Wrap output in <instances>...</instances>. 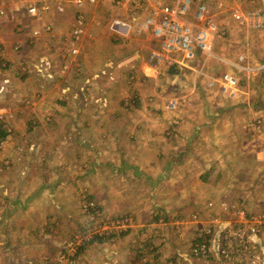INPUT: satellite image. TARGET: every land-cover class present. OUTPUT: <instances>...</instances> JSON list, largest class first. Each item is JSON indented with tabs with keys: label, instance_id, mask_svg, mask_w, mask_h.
I'll list each match as a JSON object with an SVG mask.
<instances>
[{
	"label": "rangeland",
	"instance_id": "rangeland-1",
	"mask_svg": "<svg viewBox=\"0 0 264 264\" xmlns=\"http://www.w3.org/2000/svg\"><path fill=\"white\" fill-rule=\"evenodd\" d=\"M56 1L45 13L44 0H0V264H233L191 252L201 231L221 229L233 207L264 214V56L251 63L243 53V29L259 31L232 16L250 1L208 0L220 24L215 55L175 72L150 62L136 2ZM76 12L86 17L79 38ZM48 21L51 31L42 30ZM251 69L258 74L247 75ZM229 74L238 76L237 91L223 85ZM72 99L124 109L122 133L110 140L122 154L106 164L59 157L63 170L27 186L20 168L47 162L28 129L52 125L57 107Z\"/></svg>",
	"mask_w": 264,
	"mask_h": 264
},
{
	"label": "built area",
	"instance_id": "built-area-1",
	"mask_svg": "<svg viewBox=\"0 0 264 264\" xmlns=\"http://www.w3.org/2000/svg\"><path fill=\"white\" fill-rule=\"evenodd\" d=\"M44 1L42 10L51 13V3L49 0ZM249 1L248 8L238 7L232 12V16L241 27L264 33V0ZM77 2L82 3V0ZM130 2H136L137 11L134 12V17L140 19L139 29L150 41V62L185 66L194 70L200 60L203 59L207 63L205 57L215 55L220 24L217 23L208 0H130ZM58 9L63 10L61 7L56 8ZM0 13L3 14L4 11L1 10ZM39 13L36 11L34 14ZM84 20L85 15L76 12L72 36L79 38L85 27ZM49 23L51 22L48 21L42 30L51 31ZM120 23L126 24L118 21V24ZM38 31L40 32L36 30L35 34H38ZM72 51L77 52L75 49ZM245 59L246 55L241 53L237 55L239 62ZM238 82L237 75L229 74L225 77L223 85L234 92L238 90ZM90 202L89 207L96 210V205ZM232 210L234 211L231 219H225L221 229L216 231L215 225H211L201 231L200 239L194 243L191 254L195 257H211L215 252V255L224 262L264 264V214L251 216L244 209L233 207ZM79 239L80 236L77 235L71 245ZM82 240L81 238L79 245ZM79 245L72 247L75 250Z\"/></svg>",
	"mask_w": 264,
	"mask_h": 264
},
{
	"label": "crops",
	"instance_id": "crops-1",
	"mask_svg": "<svg viewBox=\"0 0 264 264\" xmlns=\"http://www.w3.org/2000/svg\"><path fill=\"white\" fill-rule=\"evenodd\" d=\"M68 10L69 9L67 8L66 12L64 13H67ZM71 14L73 13L71 12ZM51 15L52 14H50V16ZM243 31H245V34L249 35L247 36L248 40L246 44H243L242 46L240 45V48L244 50L243 53L249 56L251 63H256L260 60H263L264 33L251 31L256 33L250 36V31L245 29H243ZM61 38L64 40L63 36ZM248 74H258V71L251 69L250 71H247V75ZM253 80L254 79L249 80L250 83H253ZM94 90L95 89H93V91ZM100 90L103 92V94L107 91H110L105 85H101ZM89 96L91 95L86 96V98ZM92 102L93 101L88 99H85L84 101H81L80 99H72L70 106L57 107L61 110L62 114H57V121L53 122L52 125L44 123L43 127L31 126L28 129V133L31 134L34 141L37 142L36 144L40 145V148L43 151L41 152V155H43L47 162L46 164L39 166L31 164L21 167V181L27 179V186H35L36 180H45L44 176L43 178L40 177L41 174L46 175L47 172L52 173L53 171L63 170L59 167V165H57L58 161H60L59 157L65 160H67L68 157H71L74 161L79 162L80 160L78 158L81 155L84 157L86 156L87 159L93 158L92 160H94V158H96L99 164L102 162L101 160H104L105 164L109 162L107 161V158L113 154H115L116 158L120 157L118 154H122L120 151L114 152L111 150L112 142H110V140L113 135L119 136L120 126L123 129L125 125V116H123L124 109L120 105L113 106L107 102H104V105H100L97 109L93 108ZM30 108H32L30 110H33L38 114L44 113L43 107ZM33 123L36 124V121H33ZM117 129H119V132ZM121 133L122 131L120 134ZM51 134L54 135V139L52 140L50 137ZM95 140H97V142H95ZM36 144H32V147H34ZM93 147L97 149H92ZM80 152L81 154H79ZM138 154L139 153H136V155ZM54 165L56 167H54ZM20 184L21 187H26L23 186L25 184H22V182H20ZM42 185L43 184H41V186ZM28 198L32 199L33 197L28 196ZM21 200L25 203H28V200L25 198H22ZM22 215L25 219L31 218L29 212H27L25 216L24 214ZM18 229L20 231H26V228ZM128 250L130 251L132 248H128ZM126 262L127 260L118 262L104 261L103 264H126ZM92 264L97 263L94 261Z\"/></svg>",
	"mask_w": 264,
	"mask_h": 264
},
{
	"label": "trees",
	"instance_id": "trees-1",
	"mask_svg": "<svg viewBox=\"0 0 264 264\" xmlns=\"http://www.w3.org/2000/svg\"><path fill=\"white\" fill-rule=\"evenodd\" d=\"M176 66H177V65H172V66L169 67V69H170L171 71L175 72V70H176V69H175ZM4 134H5V133H3L2 130H0V135L2 136V135H4ZM1 140H2V138H1ZM1 140H0V141H1ZM96 207H99L98 204H96ZM91 209H92V207H91ZM122 217H123V216H122ZM123 218H125V217H123ZM106 235H107V234H102V235L97 234L96 236H94L93 240H91L92 238H91V239H84L83 242H84V244H85V243L90 242V241H92V242L103 241V240H105V238H110V237H112L114 234L111 233V234H108L107 236H106ZM84 244H83L82 246L79 247V251L81 250L82 247H84V246L86 245V244H85V245H84ZM79 251H78L77 253H79ZM173 260H174V263H176V261H175L176 259L173 258Z\"/></svg>",
	"mask_w": 264,
	"mask_h": 264
}]
</instances>
